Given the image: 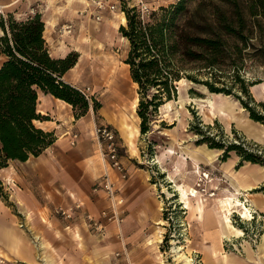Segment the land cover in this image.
Instances as JSON below:
<instances>
[{
  "label": "trees",
  "instance_id": "trees-1",
  "mask_svg": "<svg viewBox=\"0 0 264 264\" xmlns=\"http://www.w3.org/2000/svg\"><path fill=\"white\" fill-rule=\"evenodd\" d=\"M121 10L126 24L119 26V32L129 42L124 63L137 85L141 134L149 129L156 109L176 97V82L182 78L203 85L210 93L232 95L250 119L264 125V113L255 109L264 110V102L251 104L255 101L249 87L255 82L246 83L242 76L247 61L264 63V47L254 46L264 29V0H176L157 10L151 8L145 20L134 5L123 2ZM43 30L37 12L22 20L0 16V54L4 56L0 63V168L9 160L23 162L37 156L54 141L52 132L34 123L46 119L37 112L40 92L70 104L75 118L85 115L90 105L79 89L62 79L75 65L78 53L53 57ZM201 72L204 78H199ZM235 84L240 93L234 90ZM99 106L94 101L93 110ZM197 132V144L220 150L221 161L233 152L239 157L236 167L243 162L264 166V153L244 140L225 143L202 130ZM0 197H8L1 181Z\"/></svg>",
  "mask_w": 264,
  "mask_h": 264
},
{
  "label": "crops",
  "instance_id": "crops-1",
  "mask_svg": "<svg viewBox=\"0 0 264 264\" xmlns=\"http://www.w3.org/2000/svg\"><path fill=\"white\" fill-rule=\"evenodd\" d=\"M107 1L116 2V0ZM155 1L163 5L174 0ZM31 8H35L44 22L43 37L49 53L56 58L64 57L71 50L83 45V41L81 39L79 41V38L71 35L59 36L58 28L61 24L71 23L77 32L85 29L88 35L106 40L108 36L111 37L113 26L116 27L123 19L121 11L105 10L100 11L102 18L96 21L92 17L95 10L87 0H0V10L3 14L11 15L16 20L25 19ZM0 57L2 58L3 55L0 54ZM74 67L75 65L67 70L62 79L81 89L72 74ZM36 107L37 112L46 119L34 121L35 125L44 131L52 132L55 139L39 155L30 156L23 162L9 160L7 166L0 168V181L9 186L6 188L10 195L8 198L10 202L0 197V263L38 262V258H41V250L39 245L34 246L31 242L35 240L38 243L36 236L40 238L39 240L45 241L50 264H82L83 257L89 254L90 241L107 242L102 247L108 251L102 257L107 258L108 261L112 258L113 252L121 251L120 240L125 243L129 251L130 264H138V261H142L139 257L145 260L150 258V253L156 249L150 245L156 235V232L153 233L151 230V225L159 222V215L149 189H145L142 181L139 182L137 173L133 172L130 177L128 173L126 179H120L115 171L108 170L117 187L115 203L122 220L117 224L113 215L109 213V217L104 219L106 226L104 237L89 231L88 224L82 217L83 213H79L72 221H61L53 215L55 207H66L76 200L82 202L84 212L94 216H97L100 210L107 208L109 201L104 193L92 192V186L103 173L105 163L92 137L96 120L90 105L85 115L75 118L70 104L40 92ZM257 123L264 128V125ZM72 133L78 134L73 145ZM251 138L255 139V137ZM258 140L260 139L256 138L255 141ZM133 141L134 139L123 141L131 153H135L136 150ZM194 148L199 149L202 158L199 162L205 160L210 164L206 160L209 155L211 159H217V151L214 149L201 146ZM238 161L239 157L231 152L228 158L221 162L225 180L227 181L228 178L234 180L233 183L240 191L239 196L245 195L244 199L252 204L256 213L264 215V166L243 162L236 167ZM20 221L23 222L22 227L19 225ZM148 239L151 240L146 243ZM263 241L264 234L258 245L259 253L262 252L261 250L264 251ZM213 253H215L214 249H202L201 261L204 264H224V262L250 264L248 260L254 259L252 254L248 256L246 251V258L243 259L233 253H225L220 257H216V253ZM224 255H235L237 260L234 261L235 263L227 262L223 258ZM133 257H138L140 260L132 262Z\"/></svg>",
  "mask_w": 264,
  "mask_h": 264
},
{
  "label": "rangeland",
  "instance_id": "rangeland-1",
  "mask_svg": "<svg viewBox=\"0 0 264 264\" xmlns=\"http://www.w3.org/2000/svg\"><path fill=\"white\" fill-rule=\"evenodd\" d=\"M134 1L118 0L116 3L121 10L123 2L127 6H131ZM154 1L150 0L149 6L157 10L161 6V2ZM189 4L190 6L193 5L192 2ZM147 15H144L142 19L145 20ZM122 16L121 23H118L116 27L113 26L114 30L111 37L108 36L106 40L88 35L85 29L77 32L72 28L69 35L83 41L82 46H78L76 50H71L78 53L72 74L77 79L79 87H89L88 101L92 109L94 101L100 104L98 109L93 110L96 123H109L115 128L120 141V154L129 177L133 172L137 173L139 182L142 181L145 189H149L159 215V223L151 225V230L153 233L156 232V235L153 239L151 238L152 244L150 245L156 249L150 253V258L147 260L139 257L142 261H138V264H180L174 260L170 251L173 245L172 241L177 242L178 245L188 244V248H185L184 251L193 259L192 264H204L201 261V253L204 248L214 249L216 257L225 253H233L242 259L246 258L244 246L247 243L253 250L252 256L254 258L248 262L250 264H264V251L258 252V245L264 234V215L260 213L258 216V213L253 212L254 218L244 220L236 212L232 213L230 217L232 224L241 228L244 235L240 238L231 237V240L221 239L215 221L218 214L215 212V216H213L208 210L214 206L213 199L224 195V188H227L229 181V178L227 181L225 180L224 172L221 170L222 161L219 159L221 151L213 148L217 151V159H211L210 155L206 159L213 165L211 166L205 160L199 162L202 159L199 149L194 148L207 147L206 143L197 144V140L200 138L197 131L202 130V132L213 135L215 139L225 143L242 139L247 146L257 148L264 153L263 138L255 141L259 135L264 133V128L249 119L248 112L232 95L210 93L203 85L182 78L176 82V97L166 101L167 104L164 102L156 109L148 122L149 129L141 134L139 132L140 119L136 114L137 85L130 79L128 66L124 63L129 42L119 32V26L126 24L124 13ZM254 44V46L262 45L264 47V29L259 37L254 40ZM3 59L4 56L0 57V63ZM242 76L246 83L255 82L249 87V92L255 101L251 104L256 105L260 101L264 102V63L247 61ZM204 77L205 74L201 72L199 78ZM190 88L193 93L189 92ZM234 90L240 93L238 84L234 85ZM208 99H212V103H208ZM255 109L264 113L260 106H256ZM120 118L124 120L128 129L133 133L131 139H134L135 153H131L128 146L123 144L124 140H128L119 129L118 120ZM250 136L255 137V139L252 140L253 138ZM195 164L199 166L201 173H207L210 178L197 181L198 177L192 176ZM189 183L192 185H195L193 183L199 184L196 189L197 195L205 207L203 217H199L196 208L193 209L192 207L188 210L179 201L175 184L186 189ZM1 184L3 191L8 195L7 201L10 202V199L8 200L10 195L6 188L9 186L2 182ZM164 188L169 194L164 192ZM190 202L191 204L194 203V198ZM245 203L249 205L247 200ZM53 215L61 221H66L55 213ZM88 229L94 234L89 226ZM151 239H148L146 243ZM105 244H107L106 241L99 243L90 241L89 254L83 257L82 264H107L108 259L102 257L108 251L102 247ZM46 249L47 245L44 250L40 249L41 258L39 257L38 262L32 264H50ZM139 258L133 257L132 262L140 260Z\"/></svg>",
  "mask_w": 264,
  "mask_h": 264
},
{
  "label": "built area",
  "instance_id": "built-area-1",
  "mask_svg": "<svg viewBox=\"0 0 264 264\" xmlns=\"http://www.w3.org/2000/svg\"><path fill=\"white\" fill-rule=\"evenodd\" d=\"M87 2L89 3V5H92L95 10L92 14V17L96 21H99L102 18L100 11H121L123 13V11L118 8L116 2H108L107 0H87ZM149 3L150 0L134 1L133 5L137 8L141 18H143L144 15L150 12L151 7L149 6ZM34 13H36L35 8H31L29 10V15H33ZM0 16L5 18V15L1 10ZM72 28L73 26L71 23L61 24L58 28L59 36L69 35L72 32ZM79 91L86 99H88L89 87L81 88L79 89ZM77 137V133L71 134L72 145L75 144ZM93 139L105 163V168L103 173L93 184L92 192L96 193L98 191H102L106 199L109 201V206L100 210L98 215L94 216L89 212H84L82 202L76 200L69 206L55 207L53 209V213L61 216L66 221H72L79 215V213H83L82 217L87 222L92 231L95 232L98 236L104 237L106 232L104 219L109 217V213L113 215L114 220L117 224H120L122 220L118 214L115 203L117 187L115 185V182L111 179L108 170L115 171L120 179H126L128 177V171L121 159L120 143L114 127L107 123H95L93 127ZM254 213L256 212L254 211ZM19 225L22 227L23 222H19ZM120 241L122 243L121 251L113 252L112 258L108 261L107 264H130L129 251L125 243H123L122 240Z\"/></svg>",
  "mask_w": 264,
  "mask_h": 264
},
{
  "label": "bare ground",
  "instance_id": "bare-ground-1",
  "mask_svg": "<svg viewBox=\"0 0 264 264\" xmlns=\"http://www.w3.org/2000/svg\"><path fill=\"white\" fill-rule=\"evenodd\" d=\"M211 100L208 99V103L209 102L212 103ZM229 103H227V104L229 105ZM166 104H167V102H166ZM220 111H221V109H220ZM121 119L122 118H120V120H118L119 129H120L121 133L124 135V137H126L130 141L132 136H133V133L131 132L130 129H128V126L125 124L124 120H121ZM135 129L137 131V128H135ZM255 135L258 136V134H255ZM263 136H264V133L259 135L258 137L261 140L263 138ZM171 152H172V150H171ZM192 174H193L192 176L198 177L197 181H201L203 178H206V179L210 178L207 173H201L199 171V166L196 164L194 166V170L192 171ZM168 175L171 177L170 174H168ZM190 180H193V179H190ZM233 181L231 178H229V181L227 183V188H224V195L218 196L215 199H213V205L214 206L208 208V210L210 211V213H212L213 216H215V214H214L215 212H216V214H218V218H217V220H215L217 223L218 234H219V237L221 239L225 238L226 240H231V237H233V238L239 237L240 238L244 235V232L241 228L235 227L232 224L231 219H230L232 213L236 212L239 215V217H241L244 220H251L252 218H254V216H253L254 208L251 206L252 204L248 205L247 203L244 202L245 200H247V199L243 200V198L246 197L245 195L242 197V195L240 194L241 196H239L240 191H239L237 185H235L233 183ZM193 184H195V185H192L189 183V185L186 189L181 188L177 184H175L174 187H176V189H177L179 201L181 203H183V207L188 209V210L192 207H193V209L196 208L199 212V217H203L205 207H204V204L202 203V200L197 195L198 191L196 189V186H199V184L198 183H193ZM163 190H164V192L169 194V192L167 190H165V188ZM192 198H194L195 202L191 204L190 200ZM258 216H259V214H258ZM35 239L38 240V243H37V241L31 239L32 244L34 246L39 245L38 246L39 249L44 250L46 247V243L43 240H39L40 238L38 236H36ZM176 243L177 242L172 241L173 245H172V248L170 250L172 252L174 260H177L178 263H180V264H192L193 259L189 255H187L186 252L184 251L185 248H188V244L183 243V244L178 245ZM244 249H245L248 256H250L253 253V250L248 243L245 244ZM213 254H215V253H213ZM223 258L226 259L227 262H234L235 260H237V256H235V255H232V256L224 255ZM162 262H163V260H162ZM224 264H225V262H224Z\"/></svg>",
  "mask_w": 264,
  "mask_h": 264
}]
</instances>
